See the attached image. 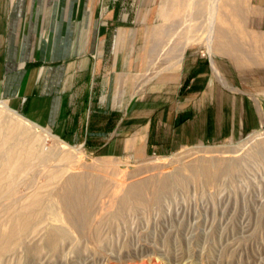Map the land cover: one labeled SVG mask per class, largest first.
<instances>
[{
    "label": "rangeland",
    "instance_id": "374dc122",
    "mask_svg": "<svg viewBox=\"0 0 264 264\" xmlns=\"http://www.w3.org/2000/svg\"><path fill=\"white\" fill-rule=\"evenodd\" d=\"M95 1L100 20H107L116 7L110 19L116 37L130 27L138 37L136 47L145 48L148 69L144 74L133 72L135 96H142L147 85L168 72L188 45L211 56L214 43L222 39L238 58L247 54L238 44L241 40L248 45L253 32L264 36V0H219L213 25L208 7L214 0H181L164 21L158 15L162 0ZM214 54L222 55L232 64L229 70L237 72L235 89L264 106V50L253 53L259 55L255 61L246 57L240 65L222 51ZM0 116L5 118L1 128L19 126V142L28 135L39 150L31 168L19 174L15 193L5 196L0 227L10 226L6 204L14 203L15 208L34 193L48 197L69 176L81 177L83 184L95 179L105 184L96 201L99 236L94 237L90 228L56 223L48 214L38 216L32 228L9 237L0 250V264H264V154L251 156L264 143V121L239 139L184 146L168 155L104 156L63 140L13 109L3 96ZM231 162H238L239 168H231ZM203 164L210 168L206 177L199 174ZM133 184L144 185L143 204L127 200L121 208L120 200ZM60 225L68 235L51 242L50 231Z\"/></svg>",
    "mask_w": 264,
    "mask_h": 264
},
{
    "label": "crops",
    "instance_id": "0c3cea01",
    "mask_svg": "<svg viewBox=\"0 0 264 264\" xmlns=\"http://www.w3.org/2000/svg\"><path fill=\"white\" fill-rule=\"evenodd\" d=\"M95 11V0H0V96L13 109L104 156L168 155L262 126L264 106L235 89L240 78L232 64L212 55L255 61L262 34L253 32L248 45L241 40L247 54L238 58L222 39L211 56L188 45L135 96L132 75L148 69L145 48L136 47L130 27L119 37L112 32L115 6L107 20Z\"/></svg>",
    "mask_w": 264,
    "mask_h": 264
},
{
    "label": "bare ground",
    "instance_id": "6f19581e",
    "mask_svg": "<svg viewBox=\"0 0 264 264\" xmlns=\"http://www.w3.org/2000/svg\"><path fill=\"white\" fill-rule=\"evenodd\" d=\"M181 2V0H162L158 9L159 17L163 21L172 17ZM219 2V0H214L208 7L211 13L209 16L211 25L214 24V18L219 10H217V7H220ZM210 38H212V30ZM1 118L2 116H0V126L5 119ZM0 130V156H5L0 160V206H2L6 202L5 196L15 193L19 174L31 168L33 160L39 155V150H35L33 141L28 135H25L23 142H19V135L23 134L19 126L12 124L5 130L0 127ZM261 154H264V143L260 144L251 156L254 158ZM203 166L205 165L203 164ZM229 166L235 169L239 168L238 162H231ZM199 174L206 177L210 174V168L205 166L200 169ZM80 178L67 177L57 191L55 193L52 191L53 193H50L48 197L42 193H34L29 201L23 202L15 208H13L14 203L6 204V208L3 207V209L8 210L7 220L10 222V226L6 229L0 227V250L9 243L8 239L11 235L19 236L23 231L32 228L31 224L35 218L46 214L50 215L56 223H68L79 230L90 228L91 231L93 230L94 237L99 236L100 221L98 218L100 216L97 217V215L100 214L96 211V201L99 189L105 184H99L98 179L93 180V184H83ZM143 186V184H133L127 195L121 198V208L125 206L127 200H131L134 205L143 204ZM52 195H56V197ZM59 235H68L63 225L50 231L49 240L52 242L55 236Z\"/></svg>",
    "mask_w": 264,
    "mask_h": 264
}]
</instances>
